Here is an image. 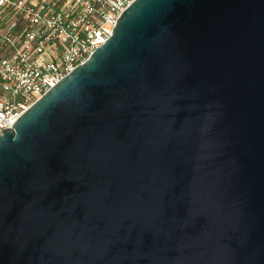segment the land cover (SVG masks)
<instances>
[{"label": "water", "instance_id": "1", "mask_svg": "<svg viewBox=\"0 0 264 264\" xmlns=\"http://www.w3.org/2000/svg\"><path fill=\"white\" fill-rule=\"evenodd\" d=\"M0 135V264H264V0H135Z\"/></svg>", "mask_w": 264, "mask_h": 264}, {"label": "built area", "instance_id": "2", "mask_svg": "<svg viewBox=\"0 0 264 264\" xmlns=\"http://www.w3.org/2000/svg\"><path fill=\"white\" fill-rule=\"evenodd\" d=\"M135 0H0V135L111 38Z\"/></svg>", "mask_w": 264, "mask_h": 264}]
</instances>
